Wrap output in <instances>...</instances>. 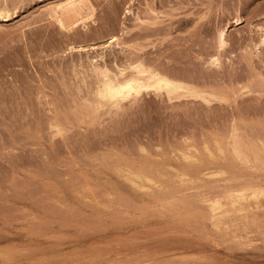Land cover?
<instances>
[{"label": "rangeland", "instance_id": "rangeland-1", "mask_svg": "<svg viewBox=\"0 0 264 264\" xmlns=\"http://www.w3.org/2000/svg\"><path fill=\"white\" fill-rule=\"evenodd\" d=\"M6 1L0 0V6L8 4L9 8L16 7V9L14 8V11L11 9V12L15 14L12 13L9 20L0 19V71L2 72V75L0 74V90H2L0 91V98L3 100L0 102V113H3L0 114V123L3 122L0 124V264H264V209H262L264 208V197L261 200V202L263 201V204L261 203L262 207L252 210L256 213H251V215L256 214V217H252L249 213L250 211L246 212L249 214L250 219L252 217L247 222V219H244L245 213L243 214L244 216L241 215L242 213H237L238 218L237 220L235 219L236 221L234 219L229 220V222H233V224L231 222L232 228L230 223H226L227 225L230 224L229 227L226 225L228 229H224L226 226H223V224L220 225V227H224L221 229L216 225V218L210 215L207 205L213 199H222L225 194H229L230 190L234 189L233 186L235 185L238 189H242L246 183L252 180L249 185H255L254 183L258 181L256 184L264 187V168L261 166L255 168L250 166V164L246 165L242 159L234 156L233 146H231L234 143L230 137L233 133V127L238 123L237 118L242 121V124L239 121L237 127L242 132L240 133L239 131L243 137V145L246 143V146L253 147V144H257L260 138L264 139V100L261 103L259 102L260 106L263 105V107L261 106L262 109L258 110V107H256L254 110L255 106L252 103V100L253 102L255 101L254 95H251L252 99H250V95L245 96L242 99L244 101L241 107L245 106V109L248 110V107L252 104V109L248 110L249 112L251 111V114H248L247 110H245L246 114H242L245 111H242L243 108L238 109V107V112L241 113H238L240 115L238 116L237 109L229 104H222L220 107V104L218 105L215 102L213 105L205 107L203 105L205 103H199V101L198 104L201 106H198L195 101L194 103H190L191 101L189 103L186 101L185 103V100H182L183 104H186L187 110L180 102L181 100L173 101L168 99V97L165 98V94H161L160 99V95L156 93H148L149 95H146L147 93L145 92L142 95L143 97L138 98H141V100L138 101L136 99L137 102L134 101V106V102H131L132 104L130 102L126 103L128 104L126 106H129L124 107L126 114H123L124 111L120 113L121 110L120 112L114 110V113L111 114L110 112H102L104 111L102 109V111L100 110L102 113L99 114L100 111L95 113L94 109L93 111L91 107L89 109L87 107L86 109L92 110L95 115H88L92 117L91 122H89V117L84 116L87 118H84L85 120L83 121H86L84 123L82 120L77 119L81 115L80 113H87L88 110L84 109V112L81 109L85 105L83 102V106H80L78 110L77 107L80 104H76L78 102L81 103L84 99L80 95L88 98L87 93H90L89 89L85 91L87 90L85 89L87 84H89L87 83L89 82L87 80L89 78L88 72L86 73V78L88 77L86 81L82 71L83 69L86 72V69L84 66L81 68L82 63L87 58L98 57V63L105 64L107 62L109 66L114 65L117 61L118 63L119 61L121 64L123 63L122 65H124V62L125 65L127 63L131 64L133 63L131 60L139 58L138 61H142L144 64L145 62H150V64L155 62L153 64L157 67L159 65H156V61H160L161 66L159 68L161 70L165 69L171 76L174 71L175 73H180L182 70L181 72L183 73V70L186 69L184 74L187 73L189 77L185 75L187 77L185 79H189L193 74H195L194 79H196L202 73L203 75L208 74L209 70L211 76L208 74V77L217 78L216 73L218 75L223 70L220 74L222 75L221 79H224V81L219 79V82L220 85L225 83L224 85L226 86L229 85H227L228 79L230 77L234 78V73L239 72L240 69V72L244 71L243 74H240L245 83L247 78H251L248 77V71H246L247 74H244L245 70L250 69V66H248L247 56L243 55V57L241 54L246 52V43H252L251 45L253 46V43L260 38L257 27L261 24L264 25V0H250V2H247V0H91L95 6V14L92 18L86 20L85 24L87 23V25L82 23V25H79L80 27L74 28V30L64 29V31L55 19L53 21L52 18L51 20L50 17L41 12V10L45 12V7L43 8V6L47 4H49L47 6H50L52 2L53 5L59 0ZM149 6H153L152 8L159 13L157 15V13L151 12L155 15V18L157 15L159 19H156L159 22L154 20L155 18L151 13L147 12L152 9ZM239 16L243 18L244 23L236 25L233 21ZM139 17L145 20V23L141 19L140 22ZM201 17L203 18L201 19ZM154 22L156 23L155 25ZM225 27L229 29V52L226 51L224 53L226 55H223L222 58L228 59L226 57H229L230 59H228L229 61L223 60L224 69L221 68L215 73L209 66L208 60H210L212 55L219 52L216 39L218 33H220L219 30L225 29ZM153 31L157 33L159 39ZM113 33L115 35L118 33V40L121 41L118 42L121 45L117 46L116 42L110 43L111 40L109 39L114 35ZM249 37H253L252 39L254 40ZM256 37L258 38L257 41ZM106 45L109 46L108 49H106ZM112 45L114 47H111ZM134 45L137 47L142 46L143 49L141 51H139L141 48L139 50L133 49ZM237 45L239 46L238 48ZM85 46H87L86 49H84ZM122 47L126 51H120L123 49ZM80 48L82 53L79 51ZM204 48L210 55L205 52ZM262 50L253 59L255 62V73L258 75H264V71L262 68L260 69V66L264 67V48ZM163 52L166 53L163 55ZM134 53L137 55H134ZM101 55H104V58ZM201 55L206 56L203 57ZM140 56L145 61L141 60ZM114 57L115 59L117 57L115 61ZM149 57L151 58L149 59ZM199 57L201 59H198ZM185 61L186 65L184 66ZM202 61L205 62L203 63ZM78 62L81 63L80 66ZM199 62L202 64L198 65ZM226 63H229V65ZM258 64H260L259 67ZM162 65L164 66L162 67ZM178 65L179 68L174 67ZM206 66L210 68H206ZM235 66L237 67L235 68ZM247 66L248 69H246ZM232 67L235 68L234 71ZM191 68H193L192 71ZM203 69L208 71V73ZM165 70L164 72L167 73ZM225 70L227 72L229 70L230 73L232 70V73H234L233 75L228 73L227 76ZM189 72H192V74L190 73V75ZM252 72L251 74L256 75ZM182 73H180L182 76L177 74V78H183ZM223 73L224 77L227 76L226 78H223ZM212 74L215 75L212 76ZM220 74L218 77H220ZM240 74H238L239 76L235 74V78L241 77ZM205 75L204 77L206 78L207 76ZM258 75L256 78L259 77ZM74 76H76L75 79ZM252 77H254L252 79H255V76ZM2 80L5 82L3 83ZM63 80H65L64 83H62ZM80 80L81 82L85 80L86 83L83 84L82 82L81 84L79 83ZM92 80L94 81L95 79H90L93 84ZM221 81L224 83L221 84ZM74 82L77 84L75 83L76 85H74ZM216 82L209 85H216L218 83ZM40 84L43 85L44 90ZM207 84L206 86L210 87ZM254 84L252 85L254 86ZM78 85L81 88L79 89L81 92L79 91L77 94ZM83 85H86L85 88ZM215 85L212 89L221 88L218 85L215 88ZM5 86L8 88H5ZM91 86L89 85L87 88ZM37 87L38 89H36ZM208 87L207 89H209ZM254 87L256 89L257 84ZM8 89H11L9 92H11L12 96L8 95ZM74 89L77 90H75V93H73ZM70 92L74 94H72L73 97L68 96L71 95ZM46 93L49 96L46 99L49 98L50 102L52 101L51 105L56 109L53 110V106H48L50 102L48 104L47 100L43 101ZM85 93L86 95H84ZM40 96L41 98H39ZM22 97L23 99H21ZM67 98L72 99L69 101ZM38 99H41V102ZM53 100L59 102L57 103ZM246 100L249 102H246ZM9 101L11 102L9 103ZM39 102L40 104H38ZM68 102L70 105H68ZM2 103H5L7 107ZM189 104H192V106ZM194 105L198 106L196 111H194L196 107ZM3 106L4 108H2ZM188 106L192 108L189 109ZM212 106H216L215 108L217 110L220 109V111H217L214 107L211 110L210 107ZM139 107L141 108L139 109ZM57 108L59 112L65 111L66 116L68 115L67 118L63 116L64 114L57 112ZM29 110H32V112ZM79 110L82 112L79 113ZM88 112L91 113V111ZM93 112L91 114H94ZM55 113L60 114H58L59 119L57 121L60 123V127L68 128L67 132H65L66 130L64 131L62 137L60 136L61 133L55 135L57 129L56 127L54 128L55 124H53L56 123L54 120H57L55 119L57 117ZM104 113H106L105 116ZM119 113L121 114L120 117ZM97 114L100 115V118H97ZM231 114L233 115L232 117ZM61 115L65 117H62V121L67 124L60 121ZM73 115L76 116L73 117ZM2 116L3 120L1 121ZM242 116L244 120L241 119ZM246 117L247 119H245ZM96 118L100 121L102 120L103 123ZM9 120H11V123ZM91 124L95 129L89 126ZM244 128L245 130H243ZM52 131L54 137H51ZM245 131L249 132L245 133ZM255 133L260 134V138ZM246 134L252 137L249 139L247 136L246 138ZM213 139L215 141L219 140L218 145ZM222 140H225V142ZM205 146L209 148L207 149L208 151H205ZM217 146L225 148L227 152L225 158L229 160L224 161L225 158L220 157L224 156L226 152L223 155H219L221 152H216L219 149ZM181 148L184 151H189L190 154L196 151V153L194 152L196 157L193 154L192 156L195 161L196 158L198 159L197 163L194 160L191 163L192 158L187 160L182 157ZM211 149L217 155L216 158H212L210 155ZM209 150L211 151L210 153ZM106 152H109V154ZM54 153H57L59 159L56 155H53ZM109 155L113 156L110 157ZM118 155L119 157H117ZM208 155L211 158H207ZM218 155L221 159L218 158ZM229 155L231 158H229ZM202 156H205L204 159L206 161L202 160ZM228 163L229 165H227ZM173 165L179 166L178 169ZM188 165H191V167ZM181 168L187 169L182 170ZM236 168L237 170H235ZM217 169L227 170L228 172L224 171L225 174L222 173V176L220 174L219 177L216 175L214 178H211L213 177L211 175L209 178V175L206 174L211 171H217ZM179 171L180 175L178 174ZM183 171L189 172L187 173L188 176L185 173L182 175ZM136 172L139 175L142 174L141 176H145V174L147 176L150 174L149 177L154 174H157V176H153L154 178L156 177L155 179L151 177L153 181H150V184L144 181L146 185L141 186L133 182V180L137 179L134 176ZM204 174L207 175V178ZM233 177L238 178L234 179ZM222 178H233L227 180L230 188L232 187L230 190L226 189L228 185H224V183L228 182L225 179L221 180ZM136 181L140 180L137 179ZM242 181L245 182L243 183ZM206 182L207 184L209 182L210 184L214 183V185H208L210 186V189H208V186L207 188L204 187ZM230 184H233V186ZM137 186L140 188H137ZM224 186L227 187L225 188ZM236 187L235 189L237 190ZM226 190L229 191L225 193ZM221 192L224 195L220 194ZM219 194L222 197H219ZM205 208L208 209V213L206 211L203 213ZM258 213L259 217L257 216ZM232 214L236 215V213ZM252 220L256 222L254 223ZM223 221L227 222L225 219ZM241 223L246 226V232L249 233L244 232L245 230ZM257 223L261 226L259 227ZM235 224H240L242 227L237 226V228ZM228 231L230 232L228 233ZM233 231H236L237 236Z\"/></svg>", "mask_w": 264, "mask_h": 264}, {"label": "bare ground", "instance_id": "bare-ground-1", "mask_svg": "<svg viewBox=\"0 0 264 264\" xmlns=\"http://www.w3.org/2000/svg\"><path fill=\"white\" fill-rule=\"evenodd\" d=\"M3 1V0H2ZM6 0H4V2H5ZM158 1V0H157ZM7 2V1H6ZM227 2V1H226ZM247 2H250V0H247ZM49 3V2H48ZM53 3V2H52ZM52 3H51V5L50 6H47V5H49V4H47V5H45V6H43V8L45 9V12H44V10H41V12H43L44 14H46V16H48V17H50V19L52 18L53 19V21H57V23L60 25V27L63 29V31H64V29H66V30H74V28L76 29L77 27H80L79 25L81 24L82 25V23H84L85 24V22H86V20H88L89 18H92V16L95 14V6L93 5L94 3H92V1L91 0H59V2H54L55 4H53L52 5ZM148 3V2H147ZM108 4V3H107ZM1 5V4H0ZM5 6H0V19L2 18H5V19H3V20H9V17H10V15L13 13V12H11V9H12V11H14L15 9H16V7H14V8H9L7 5L8 4H4ZM153 5V4H152ZM163 5V4H162ZM167 5H168V2H167ZM146 6V5H145ZM171 6V5H170ZM150 7V6H149ZM153 7V6H152ZM152 7H150V8H152ZM161 8V7H160ZM14 9V10H13ZM149 9V8H148ZM115 10V9H114ZM146 10V9H145ZM150 11H147L148 13H151V12H153V13H157L156 11V9H154V8H152V9H149ZM129 11H130V9H129ZM132 11V10H131ZM146 11H145V13L146 14H148ZM224 12V11H223ZM168 13V12H167ZM13 14H15V13H13ZM152 14V13H151ZM159 13H157V15H158ZM173 14V13H172ZM260 14V13H259ZM150 17H151V15L150 14H148ZM148 15H146V16H148ZM153 15V14H152ZM157 15H156V18H158L157 17ZM12 16V15H11ZM40 16V15H39ZM42 16V15H41ZM154 16V18H155V15H153ZM160 16V15H159ZM203 16V15H202ZM235 16H237V15H235ZM38 17V16H37ZM203 17H205V16H203ZM203 17H201V19L203 18ZM46 18V17H45ZM149 18V17H148ZM153 18V19H154ZM154 19V20H157L158 22H159V18L158 19ZM51 19V20H52ZM55 19V20H54ZM95 19V18H94ZM140 17H139V21H140ZM147 19V18H146ZM152 19V20H153ZM43 20V19H42ZM41 20V21H42ZM48 20H49V18H48ZM142 20V22L144 21V23H145V20H143V19H141ZM200 20V19H199ZM223 20V19H222ZM36 21H38V20H36ZM147 21V20H146ZM230 21V20H229ZM89 22V21H88ZM141 22V21H140ZM161 22V21H160ZM228 22V21H227ZM235 22V24L236 25H240V24H242V23H244V20H243V18L241 17V16H239V17H237V18H235L234 19V21H233V23ZM51 23V22H50ZM53 23V22H52ZM90 23V22H89ZM88 23V24H89ZM123 23V22H122ZM150 23V22H149ZM210 23V22H209ZM264 23V22H263ZM96 24V23H95ZM156 23L154 22V25H155ZM205 24V23H204ZM29 25V24H28ZM85 25H87V23L85 24ZM193 25V24H192ZM230 25V24H229ZM172 27V26H171ZM210 27V26H209ZM250 27V26H249ZM59 28V27H58ZM92 28V27H91ZM163 28V27H162ZM165 28V27H164ZM167 28H170V27H167ZM208 28V27H207ZM220 28V27H219ZM255 28V27H254ZM148 29V28H147ZM154 29H158V28H154ZM166 29V28H165ZM256 29V28H255ZM142 30V29H141ZM161 30V29H160ZM173 30V29H172ZM217 30V29H216ZM219 30V29H218ZM24 31V30H23ZM147 31V30H146ZM155 31H157V30H155ZM162 31V30H161ZM203 31V30H202ZM220 31V33H218V35H217V42H218V44H217V46H218V49H219V52L218 53H216V54H214V55H212V57L210 58V60H208L209 61V66L211 67V69L216 73V72H218L219 70H221V68H223L224 69V67H223V60H228V59H230L229 57H226V58H228V59H225V58H222L223 57V55H226V54H224L226 51L227 52H229L228 51V48H229V38H228V32H229V29H227L226 27H225V29H222V30H219ZM124 32V31H123ZM154 32V31H153ZM153 32H152V34H153ZM158 32V31H157ZM218 32V31H217ZM216 32V33H217ZM249 32V31H248ZM257 32H259V34H260V38H259V40H258V38L256 39V41L257 42H255V43H253L254 45L252 46L250 43H243V44H245V50H246V52L245 53H247L246 55H245V53L243 54V52H242V56L244 55V56H247L246 58L248 59V63H249V65L248 66H250L249 68L250 69H248V66H247V68L246 69H248V70H245V73L244 74H247V72L246 71H248V74L250 75L251 74V72L253 71L254 73L256 72L255 71V68H254V64H255V62L253 61V59H254V57L255 56H257L259 53H261V51H263L262 50V48H264V25H259L258 27H257ZM256 32V33H257ZM65 33V32H64ZM68 33V32H67ZM94 33V32H93ZM142 33V32H141ZM150 33V32H149ZM155 33V32H154ZM163 33V32H162ZM168 34H169V32H167ZM173 33V32H172ZM90 34V33H89ZM114 34V33H113ZM136 34H138V33H136ZM147 34V33H146ZM156 34V36L158 37V39H159V36L157 35V33H155ZM159 34H160V31H159ZM258 34V33H257ZM88 35V34H87ZM112 35V34H111ZM110 35V36H111ZM117 35H118V33H117ZM117 35H112L111 37H110V39L109 40H111L110 41V43L112 44V43H115L116 42V44H117V46L120 44V40H118L119 39V37L117 36ZM142 35V34H141ZM144 35V34H143ZM148 35V34H147ZM189 35V34H188ZM194 35V34H193ZM163 36V35H162ZM165 36V35H164ZM168 36V35H167ZM243 36V35H242ZM137 37V36H136ZM161 37V36H160ZM244 37V36H243ZM107 38H109V37H107ZM144 38V37H143ZM147 38V37H146ZM150 38V37H149ZM152 38V37H151ZM155 38V37H154ZM162 39H163V37H161ZM244 38H246V37H244ZM250 39H252L253 37H249ZM136 39V38H135ZM140 39V38H139ZM162 39H161V42H162ZM239 39V38H238ZM242 39V38H241ZM142 40V39H141ZM168 40V39H167ZM172 40V39H171ZM252 40H254V39H252ZM118 41H120V42H118ZM149 41H151V40H149ZM156 41H157V39H156ZM169 41V40H168ZM202 41V40H201ZM239 41V40H238ZM242 41H244V40H242ZM241 41V42H242ZM106 42V41H105ZM109 42V41H108ZM107 42V43H108ZM147 42H148V39H147ZM146 42V43H147ZM160 42V43H161ZM181 42V41H180ZM187 42V41H186ZM216 42V41H215ZM237 42V41H236ZM240 42V41H239ZM246 42V41H245ZM250 42H252L251 40H250ZM254 42V41H253ZM140 43V42H139ZM158 43V42H157ZM165 43V42H164ZM103 44H106V43H103ZM110 44V45H111ZM127 44V43H126ZM153 44H155V43H153ZM153 44H151V45H153ZM231 44V43H230ZM237 44H240V43H237ZM109 45V44H108ZM108 45H106L107 47H106V49H108ZM121 45V44H120ZM137 45H139V44H137ZM141 45H142V43H141ZM148 45V44H147ZM146 45V46H147ZM159 45V44H158ZM170 45V44H169ZM177 45V44H176ZM181 45V44H180ZM191 45V44H190ZM235 45V44H234ZM103 46H105V45H103ZM114 46H115V44H114ZM113 45L111 46V47H114ZM116 46V47H117ZM136 45H134V47H133V49L134 48H136V50H139V48H141L139 51H141L143 48H142V46H140V47H135ZM154 46V45H153ZM73 47V46H72ZM84 47V46H83ZM94 47H95V43H94ZM110 47V48H111ZM121 47V46H120ZM126 47V46H125ZM144 48H145V46H143ZM171 47V46H170ZM193 47V46H192ZM191 47V48H192ZM204 47H206V46H204ZM208 47V46H207ZM209 47H211L210 45H209ZM239 46L237 45V48H238ZM69 48V47H68ZM71 48V47H70ZM82 48V47H81ZM81 48H80V50L79 51H81ZM87 48V46H85V48L84 49H86ZM123 48V47H122ZM122 48H119V49H122ZM138 48V49H137ZM147 48V47H146ZM151 48V47H150ZM160 48V47H159ZM168 48V47H167ZM179 48V47H178ZM181 48V47H180ZM215 48V47H214ZM243 49H244V47H242ZM83 49V48H82ZM93 49H95V48H93ZM99 49V48H98ZM112 49V48H111ZM114 49V48H113ZM163 49H165V48H163ZM171 49V48H170ZM176 49V48H175ZM184 49V48H183ZM186 49V48H185ZM205 49V48H204ZM209 49V48H208ZM77 50V49H76ZM89 50V49H88ZM102 50H103V48H102ZM123 50H125L124 48L122 49V50H120V51H122L123 52ZM145 50V49H144ZM143 50V51H144ZM159 50H161V49H159ZM177 50V49H176ZM217 50V49H216ZM242 50V49H241ZM240 50V51H241ZM87 51V50H86ZM126 51V50H125ZM125 51H124V54H125ZM142 51V52H143ZM150 51V50H149ZM158 51V50H157ZM174 51V50H173ZM178 51H180V50H178ZM181 51H182V49H181ZM198 51V50H197ZM203 51V50H202ZM231 51H233L234 52V50H231ZM239 51V52H240ZM132 52V51H131ZM159 52V51H158ZM161 52V51H160ZM205 52H207L206 51V49H205ZM210 52H212V51H210ZM66 53H67V51H66ZM81 53H82V51H81ZM90 53V52H89ZM120 53V52H119ZM136 53H138L139 54V52H137L136 51ZM136 53H134V55L136 54ZM145 53H146V50H145ZM149 53V52H148ZM147 53V54H148ZM164 53H166V52H163V55H164ZM168 53H170V52H168ZM178 53V52H177ZM208 53V52H207ZM206 53V54H207ZM213 53V52H212ZM234 53H236V52H234ZM130 54V53H129ZM142 54V53H141ZM144 54V53H143ZM179 54V53H178ZM199 54V53H198ZM198 54H196V55H198ZM200 54H202V52H200ZM209 54V53H208ZM230 54V53H229ZM100 55V54H99ZM107 55V54H106ZM114 55H116V54H114ZM127 55V54H126ZM130 55H133L132 53L130 54ZM129 55V56H130ZM137 55V54H136ZM149 55V54H148ZM168 55V54H167ZM210 55V54H209ZM238 55V54H237ZM80 56V55H79ZM83 56V55H82ZM94 56V55H93ZM98 56V55H97ZM117 56V55H116ZM139 56V55H138ZM144 56V55H143ZM146 56V55H145ZM161 56V55H160ZM160 56H158V57H160ZM178 57H179V55H177ZM182 56V55H181ZM201 56H203V55H201ZM204 56H206V55H204ZM203 56V57H204ZM230 56V55H229ZM243 56V57H244ZM260 56V55H259ZM101 57L102 58H104V55H101ZM100 57V58H101ZM125 57V56H124ZM123 57V58H124ZM136 57V56H135ZM142 56H140V58H141ZM170 57L172 58V56H171V54H170ZM169 57V58H170ZM196 57V56H195ZM208 57V56H207ZM207 57H206V59H207ZM210 57V56H209ZM225 57V56H224ZM264 57V56H263ZM84 58V57H83ZM97 58V59H96ZM96 58H92V59H86V60H84V64L82 63V67L81 68H83V66L85 67V69H86V72L82 69V71H83V76H85V80L89 77H91V78H94L95 80L93 81L94 83L92 84L91 83V81H90V79L88 78L87 80L89 81V82H87V83H89V84H87V86H89V85H92L91 87H88L87 88V86L86 85H83V87L85 88V86H86V88L85 89H87V90H85V91H88V89H89V91H90V93H87L88 95L87 96H89L88 98H85L83 95H80V96H82L84 99V101L82 100L81 101V103L80 102H78V103H76V101H75V103L78 105V104H80L78 107H77V110H78V108L81 106H83V103L85 104L84 106H86V107H82L81 109H86L87 107H88V109H89V107H91L92 108V110L94 109L95 110V113H97V112H99L101 109L102 110H104V111H102V112H110L111 114H113L114 112V110L115 111H118V112H120V110H121V112L120 113H122V111H124V107H129V106H126V105H128V104H126L127 102L129 103L130 102V104H132L134 101L135 102H137V100L136 99H138L139 97H141L142 95H144L145 94V92L147 93L146 95H149L148 93H156L157 95H160L159 97H160V99H161V94H165V98L166 97H168V99H171V100H177V101H179V100H181L180 102H182V100H185V103H186V101H188V103L190 102V103H194V101H195V103L196 104H198V101H199V103H205V104H203L205 107L206 106H209V105H213V103H218V105L221 107V105L223 104H229L230 106H233L234 108H238V109H241V108H243L242 109V111L244 110H247V109H245V106H243V107H241L243 104V101L244 100H242L243 98H245V96H247V95H250V99H252L251 98V95H254V102H253V100H252V103H253V105L255 106V108H254V110L256 109V107H258L257 109L258 110H261L262 108H261V106L263 107V105H259L260 103H261V101L263 102V100H264V75H262V74H260V75H258V74H256V75H254V74H251L252 76H255V79H257V80H255V79H252V78H254V77H252L251 75L249 76L248 75V77H251L250 79H246L245 77V79L248 81H246L245 79V83L243 82V77L241 76V74H243V72L241 71L240 72V69H239V72L237 71V73H234V78H232V77H230L229 79H228V81H227V85L228 86H226V85H224L225 83L223 82L224 81V79H221V74L220 73H222L223 72V70H221L219 73H218V75H217V73H216V76H217V78H212V77H208V74L210 73V70H209V73H208V71H206V70H204L206 73H208V74H204L205 76H207L206 78L204 77V75H203V73H202V75H199V77L198 78H196V79H194V75L195 74H193V75H191L192 74V72H189V74L191 75V77L189 78V79H185V78H187V77H189L188 76V74L186 73V74H184V72H185V67H184V69L185 70H183L184 72L182 73L178 68H179V65L178 66H174V67H178V68H176V69H178L179 71H180V73H182L183 74V78L182 77H180V78H177V74L179 75V76H182L180 73H175V71H174V73L176 74H174L173 73V75L171 76V75H169V73H168V71H166L164 68H162V69H164L167 73H165L164 72V70H161L160 68H159V66H161L160 65V61H156V65H159V66H155V64H153V63H155V62H153V63H151L150 64V62H145V64L142 62V61H138L139 60V58L137 59H134L133 61L131 60V62H133V63H127L126 65H128V66H126L125 65V62H124V65H122L121 63H120V61H119V63H118V61H117V63L115 62V64L114 65H112V66H109L108 64H107V62L105 63V64H100V63H98V57H96ZM101 58V59H102ZM122 58V59H123ZM148 58V57H147ZM146 58V59H147ZM151 57H149V59H150ZM153 58V57H152ZM186 58V57H185ZM79 59V58H78ZM116 59H117V57H116ZM115 59V57H114V61L116 60ZM121 59V58H120ZM128 59V58H127ZM132 59V58H131ZM174 59L176 60V58L174 57ZM173 59V60H174ZM181 59V58H180ZM183 59V58H182ZM195 59V58H194ZM198 59H201L200 57L198 58ZM246 59V60H247ZM258 59V58H257ZM80 60H81V58H80ZM79 60V61H80ZM112 60V59H111ZM135 60H136V62H135ZM141 60H144L143 58H141ZM163 60V59H162ZM171 60V59H170ZM172 60V61H173ZM190 60V59H189ZM233 60V59H232ZM242 60H244L243 58H242ZM245 60V61H246ZM258 60H260V59H258ZM66 61V60H65ZM145 61V60H144ZM147 61V60H146ZM148 61H152V60H148ZM154 61H155V59H154ZM168 61V60H167ZM171 61V62H172ZM180 61H182V60H180ZM188 61V60H187ZM229 61V60H228ZM238 61H241V60H238ZM244 61V62H245ZM263 61V60H262ZM81 62V61H80ZM86 62V63H85ZM104 62H105V60H104ZM166 62V61H165ZM203 62V61H202ZM205 62V61H204ZM203 62V63H204ZM225 62H227V61H225ZM230 62H231V60H230ZM241 62H243V61H241ZM258 62V61H257ZM261 62V61H260ZM75 63V62H74ZM73 63V64H74ZM103 63V62H102ZM170 63V62H169ZM173 63V62H172ZM183 63H184V61H183ZM188 63V62H187ZM193 63V62H192ZM246 63H247V61H246ZM247 63V64H248ZM259 63V62H258ZM262 63V62H261ZM78 64H79V66L81 65V63H79L78 62ZM113 64V63H112ZM121 64V65H120ZM146 64H148V65H146ZM162 64V63H161ZM165 64H167V63H165ZM175 64H177V63H175ZM174 64V65H175ZM200 64H202V63H200L199 62V64L198 65H200ZM206 64V63H205ZM208 64V63H207ZM226 64H228L229 65V63H226ZM231 64H232V62H231ZM236 65H237V63H235ZM74 65H76V64H74ZM168 65V64H167ZM171 65H173V64H171ZM184 66L186 65V61H185V64H183ZM182 65V66H183ZM259 65L260 64H258V67H259ZM70 66V65H69ZM77 66V65H76ZM164 65H162V67H163ZM170 66V65H169ZM188 66V65H187ZM186 66V67H187ZM231 66H234V65H231ZM239 66V65H238ZM244 66V65H243ZM2 67V66H1ZM6 67V66H5ZM71 67V66H70ZM113 67H115V68H113ZM168 67V66H167ZM171 67V66H170ZM190 67V66H189ZM197 67H199V66H197ZM201 67L202 68H204V66L203 65H201ZM200 67V68H201ZM210 67H208V66H206V68H210ZM228 67V66H227ZM237 66H235V68H236ZM3 68H4V66H3ZM74 68V67H73ZM226 68V67H225ZM233 68V67H232ZM235 68H233V71L235 70ZM241 68V67H240ZM252 68V69H251ZM262 68V70L264 71V67L262 66H260V69ZM5 69V68H4ZM72 69V68H71ZM77 69V68H76ZM75 69V70H76ZM169 69V68H168ZM192 69L193 68H191V71H192ZM198 69V68H197ZM230 69H231V67H230ZM229 69V70H230ZM1 70H2V68H1ZM74 70V71H75ZM189 70V69H188ZM201 70V69H200ZM208 70V69H207ZM211 70V71H212ZM229 70H228V72H227V76H228V73H230L229 72ZM244 70V69H243ZM250 70H252L251 72H250ZM77 71V70H76ZM75 71V72H76ZM81 71V70H80ZM173 71V70H172ZM198 71V70H197ZM258 71H260V70H258ZM1 72V71H0ZM78 72H79V70H78ZM85 72V73H84ZM88 72V73H87ZM176 72H178V71H176ZM188 72V71H187ZM199 72V71H198ZM213 72V73H214ZM225 72V73H226ZM236 72V71H235ZM252 72V73H253ZM80 73V72H79ZM86 73L89 75H87L88 77L86 78ZM195 73V72H194ZM200 73V72H199ZM198 73V74H199ZM231 73H232V70H231ZM230 73V74H231ZM233 73H232V75H233ZM241 73V74H240ZM257 73H259V72H257ZM264 73V72H263ZM1 75H2V72L0 73ZM81 74H82V72H81ZM80 74V75H81ZM170 74H172V72H170ZM201 74V73H200ZM219 74H220V77H218L219 76ZM237 76H239L238 74H240V76L241 77H238V78H235V76L236 75ZM3 75H4V73H3ZM66 75V74H65ZM79 75V76H80ZM185 75L187 76V77H185ZM215 74H212V76H214ZM232 75H230V76H232ZM257 75L259 76L258 78H256L257 77ZM58 76V75H57ZM82 76V77H83ZM176 76V77H175ZM209 76H211V74H209ZM225 75H224V73H223V78H226V77H224ZM2 77V76H1ZM7 77V76H6ZM16 77V76H15ZM66 77V76H65ZM75 77L76 76H74V79H75ZM196 77V76H195ZM200 77H202V78H200ZM205 79H204V78ZM246 77H247V75H246ZM3 78V77H2ZM211 78H212V80H211ZM1 79V78H0ZM64 79V78H63ZM73 78H72V80H74ZM77 79H78V77H77ZM84 79V78H83ZM82 79V80H83ZM202 79V80H201ZM219 79H221V80H223V81H221V84L222 83H224V84H222V85H220V80ZM4 80H6V79H4ZM25 80V79H24ZM62 80V79H61ZM79 80V79H78ZM82 81L83 82V84H85L86 83V81ZM211 80V81H210ZM250 80V81H249ZM3 81V80H2ZM40 81H41V79H40ZM42 81H45V80H42ZM64 81L65 80H63V82L62 83H64ZM70 81H71V79H70ZM218 83H217V82ZM5 81H3V83H4ZM26 82V81H25ZM28 82V81H27ZM82 82H81V80H80V82L79 83H81L82 84ZM217 83L216 85H215V88L217 87V85L218 86H220L221 88H219V87H217L216 89H212V87H214V85H209L210 83L212 84V83ZM247 82V83H246ZM7 83V82H6ZM41 83V82H40ZM48 83V82H47ZM46 83V84H47ZM71 83V82H70ZM72 83H73V81H72ZM76 82H74V85H76L75 84ZM78 83V84H79ZM208 83V84H207ZM253 83H255V84H257V87H256V89H254L255 87V84H254V86L252 85ZM69 84V83H68ZM206 84L207 85H209L210 87H208V86H206ZM5 85V84H4ZM7 85V84H6ZM41 85V84H40ZM71 85V84H70ZM2 86V85H1ZM8 86V85H7ZM43 85H41V87H42ZM47 86V85H46ZM50 86V85H49ZM49 86H48V88H49ZM79 86V85H78ZM3 87V86H2ZM40 87V88H41ZM81 87H82V85H81ZM206 87V88H205ZM207 87L209 88V89H207ZM223 87V88H222ZM5 88H8V87H6L5 86ZM4 88V89H5ZM10 88V87H9ZM14 88V87H13ZM45 88V87H44ZM68 88V87H67ZM91 88V89H90ZM211 88V89H210ZM23 89H24V87H23ZM29 89V88H28ZM36 89H38V87L36 88ZM42 89H43V87H42ZM69 89V88H68ZM67 89V90H68ZM78 89V91L76 90V89H74V92L73 93H75V90L77 91V94H78V92L80 91L79 89H81L80 88V86H79V88H77ZM6 90V89H5ZM11 90V89H10ZM9 89H8V92L10 91ZM25 90V89H24ZM29 90H32V89H29ZM40 90V89H39ZM44 90V89H43ZM43 90H41L42 92H43ZM46 90V89H45ZM0 91H2V90H0ZM40 91V92H41ZM84 91V90H83ZM84 91V92H85ZM49 92V91H48ZM66 92H68V91H66ZM81 92V91H80ZM11 92H9V94L8 95H11L10 94ZM71 93V92H70ZM73 93H71V95H68V96H72V94ZM83 93V92H82ZM7 94V93H6ZM19 94V93H18ZM25 94V93H24ZM59 94V93H58ZM156 94H155V96H156ZM32 95V94H31ZM37 95H39V94H37ZM43 95H45V94H43ZM48 94L46 93V97H45V100H43V101H46L47 100V103L48 102H50V99H49V101H48V99H46L47 97H49V96H47ZM67 95V94H66ZM74 95V94H73ZM84 95H86V93L84 94ZM167 95V96H166ZM1 96H2V93H1ZM12 96V95H11ZM20 96V95H19ZM18 96V97H19ZM21 96H23L22 94H21ZM20 96V97H21ZM28 96V95H27ZM54 96H55V94H54ZM86 96V97H87ZM17 97V96H16ZM67 97V96H66ZM73 97V96H72ZM82 97H81V99H82ZM143 97V96H142ZM39 98H41V96L39 97ZM78 98V97H77ZM158 98V97H157ZM164 98V99H165ZM240 98H241V100H240ZM7 99V98H6ZM6 99H4V100H6ZM21 99H23V97L21 98ZM26 99H27V97H26ZM43 99V98H42ZM68 99V98H67ZM70 99H72V98H70ZM70 99H68L69 101H70ZM76 99V98H75ZM86 99V100H85ZM249 99V100H250ZM39 100V99H38ZM41 100V99H40ZM39 100V101H40ZM64 100V99H63ZM76 100H78V99H76ZM139 100H141V98L140 99H138V101ZM167 100V99H166ZM171 100H168V101H171ZM231 100H233L232 102H231ZM239 100H240V102H239ZM1 101H3L1 98H0V102ZM36 101V100H35ZM54 101V100H53ZM61 101V100H60ZM73 102H74V100H72ZM197 101V102H196ZM242 101V102H241ZM248 100H246V102H247ZM11 101H9V103H10ZM25 102V101H24ZM41 102V101H40ZM40 102L38 103V104H40ZM54 102H59V101H57V100H55ZM62 102V101H61ZM61 102H60V104H61ZM64 102V101H63ZM83 102V103H82ZM132 102V103H131ZM135 102L133 103V106H134V104H135ZM249 102V101H248ZM260 102V103H259ZM26 103H27V101H26ZM47 103H44V104H47ZM74 103V104H75ZM172 103V102H171ZM240 103H241V105H240ZM245 103V102H244ZM251 103V102H250ZM250 103H248V104H250ZM1 104V103H0ZM2 104H4L5 106H6V104L5 103H2ZM22 104H23V101H22ZM28 104V103H27ZM27 104H25V105H27ZM43 104V103H42ZM49 104V103H48ZM47 104V105H48ZM52 104V101L50 102V104L48 105V106H53V105H51ZM63 104V103H62ZM75 104V105H76ZM137 104V103H136ZM139 104V103H138ZM182 104H183V102H182ZM248 104H247V107H248ZM56 107H57V105L56 104H54ZM68 105H70L69 104V102H68ZM76 105V106H77ZM141 105V104H140ZM139 105V106H140ZM173 105V104H172ZM179 105V104H178ZM184 106L186 105V104H183ZM190 105V104H189ZM246 105V104H245ZM252 105V104H251ZM250 105V107H248V110L250 109H252L251 107H253V106H251ZM42 106V105H41ZM60 106V105H59ZM58 106V107H59ZM67 106V105H66ZM75 106V107H76ZM142 106V105H141ZM175 106V105H174ZM190 106H192V104L190 105ZM194 106H196V105H194ZM198 106H201L200 104H198ZM198 106H196L195 107V110L194 111H196L197 109V107ZM219 106H218V108H219ZM227 106V105H226ZM7 107V106H6ZM12 107V106H11ZM28 107V106H27ZM45 107V106H44ZM64 107V106H63ZM74 107V106H73ZM131 107V106H130ZM177 107V106H176ZM186 107V106H185ZM189 107V106H188ZM214 106H212V107H210L211 108V110H212V108H213ZM216 107V106H215ZM214 107V109H216ZM246 107V108H247ZM2 108H4V106L2 107ZM60 108V107H59ZM62 108V107H61ZM60 108V109H61ZM71 108V107H70ZM90 108V109H91ZM141 107H139V109H140ZM192 108V107H191ZM190 107H189V109H191ZM202 108H203V106H202ZM210 108H209V110H210ZM228 108V107H227ZM27 109V108H26ZM32 109V108H31ZM46 109H49V108H46ZM54 109H56V108H54V106H53V110ZM63 109V108H62ZM65 110H68L67 108H64ZM88 109H86V110H88ZM128 109V108H127ZM126 109V110H127ZM132 109V108H131ZM134 109V108H133ZM185 109V108H184ZM186 109H187V107H186ZM194 109V108H193ZM213 109V110H214ZM226 109V108H225ZM231 109V108H230ZM235 109V110H236ZM238 109H237V115H238ZM57 110H58V108H57ZM57 110H55V111H57ZM92 110H88V111H91V113L94 111H92ZM188 110V109H187ZM211 110L209 111L210 112V114H211ZM217 110V109H216ZM216 110H214V111H216ZM219 111H220V109H218ZM217 110V111H218ZM247 110V112H248V114L250 113L251 114V111L249 112ZM30 112H32V110H29ZM51 111V110H50ZM49 111V112H50ZM61 111V110H60ZM72 111H73V109H72ZM71 111V112H72ZM87 111V113L85 112V110H84V112L86 113H80V112H82L81 110H79L78 112L81 114V115H79V118L77 119V120H82V122L84 123V122H86V121H83V120H85V119H87L86 117H89L88 115H95V113L94 114H91L90 112H88ZM100 111V113L99 114H101L102 112ZM130 111V110H129ZM128 111V112H129ZM134 111H135V109H134ZM186 111V110H185ZM240 112H241V110H239ZM41 112V111H40ZM57 112H59V110L57 111ZM125 112V111H124ZM123 112V114H126L127 112H125L124 113ZM187 112V111H186ZM230 112V111H229ZM246 111H245V113H243L242 112V114H246L247 113ZM52 114H53V112H51ZM59 113H61V114H64L63 116H65L66 118H67V116H66V113H65V111L64 112H59ZM59 113H55V116H57L55 119H57L56 121L54 120V122H56V123H53V122H51V123H53V124H55L54 125V128L56 127L57 129H56V132H55V135H57V134H60V136L62 137V135H64V131L65 132H67V129L65 128V127H60V123L59 122H57L58 121V119H59V117H58V114ZM68 113H70V112H68ZM67 113V114H68ZM74 113H76L75 111H74ZM117 113V112H116ZM115 113V114H116ZM119 113V117H120V114ZM132 113V112H131ZM213 113H215V112H213ZM252 113H253V111H252ZM254 113H255V111H254ZM257 113V112H256ZM0 114H3L2 112L0 113ZM85 114V115H84ZM105 114L106 113H104V116H105ZM110 114V115H111ZM114 114V115H115ZM236 114V113H235ZM234 114V115H235ZM239 114H241V113H239ZM60 115V114H59ZM83 115V116H82ZM260 115V114H259ZM261 115H262V113H261ZM49 116H51V115H49ZM62 115L60 116V121H62L63 120V118H65V117H63ZM70 116V115H69ZM74 116H76V115H73V117ZM80 116H81V119H80ZM84 116H86V117H84ZM109 116V115H108ZM117 116V115H116ZM122 116H124V115H122ZM209 116V115H208ZM233 115L231 114V117H232ZM238 116H240V115H238ZM249 116V115H248ZM256 116V115H255ZM63 117V118H62ZM72 117V118H73ZM111 117V116H110ZM109 117V118H110ZM211 117V116H210ZM215 117V116H214ZM244 117H245V115H244ZM243 116L241 117V119L242 118H244ZM1 118V117H0ZM6 118H7V116H6ZM69 118V117H68ZM83 118V119H82ZM85 118V119H84ZM94 118V117H93ZM97 118H100V115H98L97 114ZM96 118V119H97ZM112 118V117H111ZM124 118V117H123ZM250 118V117H249ZM253 118V117H252ZM5 119V118H4ZM48 119V118H47ZM51 119V118H50ZM90 119V120H89ZM89 122H91V119H92V117L90 116L89 117ZM95 119V120H96ZM102 119V118H101ZM245 119H247V117L245 118ZM251 119V118H250ZM3 120V116H2V119H1V121ZM52 120V119H51ZM64 120H67V119H64ZM74 120H75V118H74ZM97 120H99V119H97ZM107 120V119H106ZM113 120V119H112ZM236 120H238V123H239V119H237L236 118ZM242 120H244V119H242ZM4 121H6V120H4ZM11 120H9V122H10ZM68 121V120H67ZM76 121V120H75ZM100 121V120H99ZM120 121V120H119ZM7 122V121H6ZM14 122V121H13ZM17 122V121H16ZM64 121H62V123H63ZM80 122V121H79ZM100 122H102V120L100 121ZM233 122V121H232ZM242 121H240V123H241ZM1 123H3V122H1ZM0 123V124H1ZM11 123V122H10ZM103 123V122H102ZM108 123V122H107ZM238 123H237V125L236 126H234L233 124V133H232V135L230 136L231 137V140L233 141V143H234V145H231V146H233V155L234 156H236V157H239V159H242V161L247 165V164H250V166H254L255 168H257L258 166H261L262 168H264L263 166H264V139H262V138H260V134H256V135H258L259 136V138H260V140H258L257 142V144H253V147H251V146H246L245 144L243 145V143L244 142H242V140H243V137H242V134H240V133H242L240 130H239V128L237 127L238 126ZM64 124H67V123H65L64 122ZM81 124V123H80ZM120 124V123H119ZM242 124V123H241ZM52 125V124H51ZM50 125V126H51ZM100 125V124H99ZM47 126V125H46ZM64 126V125H63ZM88 126V125H87ZM86 126V127H87ZM90 127H93L92 126V124L91 125H89ZM240 126H242V125H240ZM15 127V126H14ZM53 128V129H54ZM88 128V127H87ZM94 128V127H93ZM84 129H86V128H84ZM95 129V128H94ZM242 129V128H241ZM87 130V129H86ZM191 130V129H190ZM232 130V129H231ZM243 130H245V128L243 129ZM123 131V130H122ZM239 131H240V133H239ZM34 132V131H33ZM119 132V131H118ZM117 132V133H118ZM247 132H249V131H247ZM246 131H245V133H247ZM63 133V134H62ZM106 133V132H105ZM208 133V132H207ZM52 136L51 137H54V133H53V131H52ZM69 134V133H68ZM223 134H225V133H223ZM182 135V134H181ZM218 135V134H217ZM245 136V135H244ZM247 136L249 137V135L248 134H246V138H247ZM50 137V138H51ZM59 137V136H58ZM228 137V136H227ZM250 137H252V136H250ZM250 137H249V139H250ZM263 137H264V135H263ZM43 138V137H42ZM41 138V139H42ZM80 138V137H79ZM257 138V137H256ZM40 139V138H39ZM53 139V138H52ZM206 139V138H205ZM225 139H226V137H225ZM230 139V138H229ZM248 139V140H249ZM65 140H67V139H65ZM82 140V139H81ZM214 140V139H213ZM228 140V139H227ZM226 140V141H227ZM247 140V139H246ZM73 141V140H72ZM215 141V140H214ZM219 141V140H218ZM218 141H215V143H217L216 145H218ZM222 141H224L225 142V140H222ZM260 141V142H259ZM184 142V141H183ZM227 142H230V141H227ZM246 142V141H245ZM248 142V141H247ZM251 142V141H250ZM249 142V143H250ZM232 143V142H231ZM232 143V144H233ZM260 143V144H259ZM205 144V143H204ZM224 144V143H223ZM187 145V144H186ZM212 145V144H211ZM220 145V144H219ZM222 145V144H221ZM208 146H210L209 144H208ZM230 146V147H231ZM255 146V147H254ZM54 147V146H53ZM52 147V148H53ZM188 147V146H187ZM190 147H191V145H190ZM206 148V150L205 151H208L207 149H209V148H207V146H205ZM218 147V146H217ZM248 147H251V148H248ZM90 148V147H89ZM195 148V147H194ZM193 148V149H194ZM212 148V147H211ZM219 149H217L218 151H216L217 153H219V151L221 152L219 155H223L224 154V152H226V150H225V148H223V146L222 147H218ZM228 148H229V146H228ZM253 148V149H252ZM56 149V148H55ZM195 149H197V148H195ZM216 149V148H215ZM140 150V149H139ZM141 150H142V148H141ZM51 151V150H50ZM211 151H212V149H211ZM210 150H209V153L211 152ZM44 152V151H43ZM188 152V153H187ZM190 152H192L191 150H190ZM195 153H196V151H194ZM194 152L193 153H189V151H184V150H182V148H181V153H183V154H181V156L182 157H184L185 159H190L191 160V158H192V162L191 163H193L194 161H195V159H193L194 157L192 156V154L194 155ZM106 153H108L109 154V152H106ZM143 153V152H142ZM206 153V152H205ZM208 153V152H207ZM107 154V155H108ZM111 154V153H110ZM229 154V153H228ZM232 154V153H231ZM230 154V155H231ZM49 155V154H48ZM53 155H56V157H57V153L55 154H53ZM206 155V154H205ZM210 155L212 156V158H216L217 157V155H215V153H214V151H212L211 153H210ZM219 155H218V158H219ZM226 155H227V152L224 154V156H220L221 158L223 157V158H225L226 157ZM229 155V158H231V156ZM110 156V155H109ZM113 155H111L110 157H112ZM195 157H196V155H194ZM50 157V156H49ZM55 157V156H54ZM104 157V156H103ZM117 157H119V155L117 156ZM179 157V156H178ZM201 157V156H200ZM203 157V156H202ZM205 157V156H204ZM204 157H203V161H206L205 159H204ZM58 158V157H57ZM207 158H211V157H209V155H208V157ZM221 158H219V159H221ZM46 159V158H45ZM59 159V158H58ZM123 159V158H122ZM184 159V160H185ZM232 159H233V157H232ZM125 160V159H124ZM190 160H189V163H190ZM194 160V161H193ZM218 160V159H217ZM216 160V161H217ZM225 160H229L228 158L226 159H224V161ZM231 160V159H230ZM197 161H198V159L196 158V163H197ZM209 161V160H208ZM219 161V160H218ZM223 161V160H222ZM233 161V160H232ZM239 161V160H238ZM241 161V160H240ZM166 162V161H165ZM211 162V161H210ZM214 162H215V160H214ZM185 163V162H184ZM195 163V164H196ZM199 163H200V161H199ZM209 163V162H208ZM220 163V162H219ZM232 163V162H231ZM237 163V162H236ZM239 163V162H238ZM187 164H188V162H187ZM186 164V165H187ZM221 164V163H220ZM223 164V163H222ZM233 164V163H232ZM115 165V164H114ZM171 165V164H170ZM225 165V164H224ZM227 165H229V163L227 164ZM234 165H235V163H234ZM263 165V166H262ZM79 166V165H78ZM155 166H156V164H155ZM155 166H154V168H155ZM158 166V165H157ZM172 166V165H171ZM174 166V165H173ZM188 166H190L191 167V165H188ZM236 166V165H235ZM249 166V165H248ZM247 166V167H248ZM122 167V166H121ZM174 167H177V169H178V167L179 166H174ZM220 167V166H219ZM230 167V166H229ZM233 167V166H232ZM243 167H244V165H243ZM242 167V168H243ZM126 168V167H125ZM188 168V167H187ZM187 168H181L182 170H186ZM194 168V167H193ZM208 168V167H207ZM217 168V167H216ZM120 170H121V168H119ZM158 169V168H157ZM195 169V168H194ZM222 169H223V167H222ZM222 169H217V171H214V172H210V173H206L207 175H209L208 177L210 178L211 176H213V177H211V178H214V177H216V175H218L217 177H219L220 176V174H221V176H222V173L223 174H225L224 173V171L225 170H222ZM240 170H242L241 168H239ZM251 169V168H250ZM120 170H118V171H120ZM147 170V169H146ZM159 170V169H158ZM235 170H237V168L235 169ZM239 170V171H240ZM262 170V169H261ZM141 171V170H140ZM160 171H161V169H160ZM178 171V170H177ZM177 171H176V173H177ZM205 171H207V170H205ZM227 171V170H226ZM225 171V172H226ZM258 171V170H257ZM127 172V171H126ZM208 172V171H207ZM228 172V171H227ZM226 172V173H227ZM263 172H264V170H263ZM134 173V172H133ZM138 172H136L135 174H134V176H136L137 177V179H139L140 181H136V180H133V182L134 183H136V184H138V185H141V186H145L146 184H145V182L144 181H147V182H149V184H150V181H153L152 180V178L153 179H155L153 176L154 175H156L157 176V174H154L153 176H151V177H149L150 176V174L147 176L146 174H145V176H141V175H139V174H137ZM151 173V172H150ZM153 173V172H152ZM163 173V172H162ZM165 173V172H164ZM168 173V172H167ZM180 173V171L178 172V174ZM184 173L186 174V176H188L187 175V173H189V172H186V171H183L181 174L182 175H184ZM238 173V172H237ZM245 173V172H244ZM243 174V173H242ZM133 175V174H132ZM180 175V174H179ZM207 175H205L204 174V176H206V178H207ZM211 175V176H210ZM239 175H240V173H239ZM176 176V175H175ZM185 176V177H186ZM238 176V175H237ZM259 176V175H258ZM184 177V176H183ZM231 177V176H230ZM239 177V176H238ZM237 177V178H238ZM130 178H131V176H130ZM129 178V179H130ZM234 178V177H233ZM233 178H230V179H233ZM237 178H234V179H237ZM255 178V177H254ZM257 178V177H256ZM159 179V178H158ZM223 179H225V178H222L221 180H223ZM229 178H226L225 179V181H227ZM229 179V180H230ZM264 179V178H263ZM127 180H128V178H127ZM131 180V179H130ZM160 180H161V178H160ZM171 180V179H170ZM192 180V179H191ZM218 180H219V178H218ZM239 180V179H238ZM76 181V180H75ZM155 181V180H154ZM172 181V180H171ZM171 181H169V182H171ZM194 181V180H193ZM206 181H208L207 179H206ZM232 181V180H231ZM247 181V180H246ZM252 181V180H251ZM250 181V182H251ZM79 182V181H78ZM91 182V181H90ZM129 182V181H128ZM186 182V181H185ZM228 182V181H227ZM239 182V181H238ZM243 182V181H242ZM245 182V181H244ZM243 182V183H244ZM250 182H248V183H246V185L244 186V188H242V189H238L237 187H236V185L235 186H233V184H230V185H232L233 186V188L235 189V187L237 188V190L235 191L234 189H232V190H234L233 192H232V190H230L231 188H230V186H229V182L228 183H224V185L225 184H227L228 185V187L227 186H224L226 189H229L230 190V192H229V194L230 193H232L231 195H229L228 193H227V191H229V190H226V192L225 193H227V194H225L226 195V197H224L225 195L222 193L223 191H222V189H221V193L220 194H222V195H224L223 196V201H222V199H216V200H214L213 198V200H211L210 202H209V204H207L208 205V209H209V213H210V215H212V217H214V218H216L215 220L217 221H215L216 222V225H218V227L221 229V228H224V227H220V225H222L223 224V226H226L227 224L226 223H230L231 224V222L232 221H230L229 222V220L231 219H234V221H236L237 220V218H238V216H237V213H242L241 215H243L244 213V215H245V217H244V219H247L246 221L248 222V221H250L251 219H252V217H256L255 215H251V213L252 214H254V213H256V212H254V211H252L253 209H258L259 207H262V202H261V200L263 199V197H264V187H262V185L260 186L259 184H256V183H254L255 185H249V184H251ZM133 183V185H135ZM155 183V182H154ZM153 183V184H154ZM183 183H184V181H183ZM212 183V182H211ZM217 183V182H216ZM240 183V182H239ZM132 184V183H131ZM204 184V183H203ZM242 184V183H241ZM249 186H248V185ZM253 184V183H252ZM79 185V184H78ZM97 185V184H96ZM148 185V184H147ZM158 185H159V183H158ZM169 185V184H168ZM206 185V186H205ZM204 185V187H206L207 188V186L208 185H210V186H212V185H214V183L213 184H210V182L207 184V182H206V184ZM217 185V184H216ZM244 185V184H243ZM136 186V185H135ZM162 186H164V185H162ZM210 186H208V189H210L209 187ZM77 187H79V186H77ZM90 187V186H89ZM97 187V186H96ZM149 187V186H148ZM159 187H161V186H159ZM213 187H215V186H213ZM220 187V186H219ZM137 188H140V187H138L137 186ZM144 188V187H143ZM151 188V187H150ZM220 188H222V187H220ZM224 188V189H225ZM104 189V188H103ZM214 189V188H213ZM211 191V190H210ZM248 191H250V192H248ZM220 192V191H219ZM94 193H95V191H94ZM77 194V193H76ZM219 194V195H220ZM93 195V194H92ZM103 195H105V194H103ZM230 196V197H229ZM199 197V196H198ZM219 197H222L221 195L219 196ZM54 198V197H53ZM229 198V199H228ZM41 199V198H40ZM109 199V198H108ZM111 199V198H110ZM189 199V198H188ZM209 199V198H208ZM207 199V200H208ZM226 199H227V202H226ZM42 200V199H41ZM192 200V199H191ZM201 200V199H200ZM203 200V199H202ZM105 201V200H104ZM162 202V201H161ZM105 203V202H104ZM178 203V202H177ZM262 203V204H261ZM109 205H110V203H109ZM163 205V204H162ZM177 205V204H176ZM183 205V204H182ZM264 205V204H263ZM48 206V205H47ZM173 207V206H172ZM205 207V206H204ZM203 207V208H204ZM56 208V207H55ZM115 208V207H114ZM167 208V207H166ZM207 208H205V210H204V212L203 213H205V211H206V213H208L207 211H208V209ZM117 209V208H116ZM161 209V208H160ZM179 209V208H178ZM256 209V210H257ZM262 209H264V208H262ZM173 210V209H172ZM119 211V210H118ZM250 211V212H249ZM161 212V211H160ZM164 212V211H163ZM246 212H249L250 213V215L252 216L251 217V219H250V216H249V214L248 213H246ZM197 213V212H196ZM232 213H236V215L235 214H232ZM248 214V215H247ZM231 215V216H230ZM234 217H233V216ZM243 215V216H244ZM128 216H130V215H128ZM133 216V215H132ZM228 216H230V217H228ZM240 216V215H239ZM247 216H249V217H247ZM257 216L259 217V213L257 214ZM211 217V218H212ZM233 217V218H232ZM247 217V218H246ZM257 217V218H258ZM130 218V217H129ZM228 218V219H227ZM261 218V217H260ZM259 218V219H260ZM131 219V218H130ZM223 219H225L227 222H225V221H223ZM236 219V220H235ZM248 219H250V220H248ZM50 220V219H49ZM255 220V219H254ZM257 220V219H256ZM253 221V220H252ZM258 221V220H257ZM263 221V220H262ZM254 222V221H253ZM256 222V221H255ZM254 222V223H255ZM261 222V221H260ZM225 223V224H224ZM252 223V222H251ZM253 223V224H254ZM230 224H228L227 226L229 227V225ZM232 224H233V222H232ZM232 224L230 225V227L232 226ZM246 224V223H245ZM258 224V223H257ZM261 224H262V222H261ZM76 225V224H75ZM236 225V224H235ZM234 225V226H235ZM241 225L243 226V224L241 223ZM240 224L239 225H236V227L237 226H241ZM259 225V224H258ZM214 226V225H213ZM227 226L224 228V229H226L227 228ZM241 226V227H242ZM248 226V225H247ZM261 225H259V227H260ZM264 226V225H263ZM244 228V232L245 233H249V232H246L247 230V228H246V226L244 225L243 226ZM232 228V227H231ZM238 228V227H237ZM263 228V227H262ZM159 229V228H158ZM228 229V228H227ZM241 229V228H240ZM243 229H241V230H243ZM236 230V229H235ZM238 230V229H237ZM262 230V229H261ZM264 230V229H263ZM262 230V231H263ZM239 231V230H238ZM230 231H228V233H229ZM232 232V231H231ZM234 232V234L236 233V231H233ZM264 232V231H263ZM262 233V232H261ZM233 234V235H234ZM263 234V233H262ZM232 235V236H233ZM231 236V237H232ZM236 236H237V233H236ZM239 236V235H238ZM230 237V238H231ZM243 237H245V236H243ZM249 238V237H248ZM246 240H248V239H246ZM243 242V241H242ZM239 243V242H238ZM108 246V245H107ZM14 253V252H13ZM40 253V252H39ZM12 254V253H11ZM100 255V254H99ZM71 257V256H70ZM1 259V258H0Z\"/></svg>", "mask_w": 264, "mask_h": 264}]
</instances>
